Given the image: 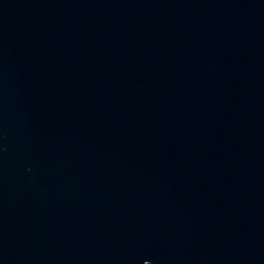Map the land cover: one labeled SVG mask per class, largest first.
<instances>
[{
	"label": "water",
	"instance_id": "1",
	"mask_svg": "<svg viewBox=\"0 0 264 264\" xmlns=\"http://www.w3.org/2000/svg\"><path fill=\"white\" fill-rule=\"evenodd\" d=\"M0 264H264V0H0Z\"/></svg>",
	"mask_w": 264,
	"mask_h": 264
}]
</instances>
